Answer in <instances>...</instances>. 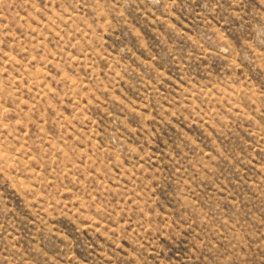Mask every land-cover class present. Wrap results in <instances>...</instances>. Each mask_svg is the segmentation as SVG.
Returning a JSON list of instances; mask_svg holds the SVG:
<instances>
[{
    "label": "rangeland",
    "instance_id": "obj_1",
    "mask_svg": "<svg viewBox=\"0 0 264 264\" xmlns=\"http://www.w3.org/2000/svg\"><path fill=\"white\" fill-rule=\"evenodd\" d=\"M0 264H264V0H0Z\"/></svg>",
    "mask_w": 264,
    "mask_h": 264
}]
</instances>
